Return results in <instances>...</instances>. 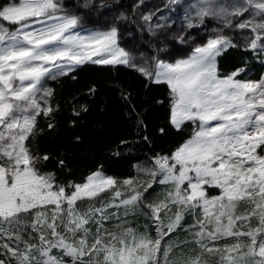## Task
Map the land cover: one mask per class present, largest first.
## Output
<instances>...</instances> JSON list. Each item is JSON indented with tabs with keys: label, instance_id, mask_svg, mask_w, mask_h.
Listing matches in <instances>:
<instances>
[{
	"label": "snow or ice",
	"instance_id": "6c2138e0",
	"mask_svg": "<svg viewBox=\"0 0 264 264\" xmlns=\"http://www.w3.org/2000/svg\"><path fill=\"white\" fill-rule=\"evenodd\" d=\"M172 5L183 9L178 43L192 39L187 30L206 20L218 26L185 58L169 62L157 55L138 64L120 46L117 27L76 31L81 18L61 0L0 4V264H211L206 257L217 256L215 264H264V75L241 80L245 69L238 68L222 77L217 65L226 50L241 47L225 30L240 34L244 51L264 56V0H167L165 7ZM90 6L107 7L102 0L80 5ZM154 15L140 17L151 35L171 27L153 25ZM88 61L126 65L166 84L171 125H193L171 155L157 154L138 167L149 180L119 182L98 170L65 185L37 167L49 157L33 155L28 141L37 117L53 111L44 82ZM157 183L165 191L148 201L145 193ZM104 192L110 196L101 198ZM241 203L247 207L238 214ZM138 214L147 220L143 231L128 219ZM186 215L192 224H183ZM178 230L191 240L172 244ZM221 240L234 243L221 246ZM189 244L196 247L185 254L181 246ZM174 248L181 255L170 259Z\"/></svg>",
	"mask_w": 264,
	"mask_h": 264
},
{
	"label": "trees",
	"instance_id": "16d2710c",
	"mask_svg": "<svg viewBox=\"0 0 264 264\" xmlns=\"http://www.w3.org/2000/svg\"><path fill=\"white\" fill-rule=\"evenodd\" d=\"M131 1L119 0L118 6L130 8ZM73 2L66 1L77 3ZM142 6L140 1L131 9L129 26L145 46L137 22ZM96 16L98 19L99 14ZM89 20H94V15ZM217 65L221 76L238 68L245 69L238 79L257 80L264 75V56L244 51L242 45L226 50L218 57ZM48 85L52 91L48 103L53 111L48 117H37L35 135L28 146L33 155L49 157L37 167L42 173H54L58 184L83 183L98 170L119 182L137 179L141 176L136 168L138 164L150 161L157 154L171 155L192 134L190 122L179 130L171 125L167 85L153 83L126 65L85 62L67 75L49 79ZM49 123L53 127L49 128ZM158 186L154 184L145 193L148 201L157 198ZM215 193H218L216 189H209V194ZM109 194L104 192L101 198ZM128 219L131 226L144 230L147 220L143 215ZM186 220L191 222L193 218L186 215ZM150 234L155 237L154 229Z\"/></svg>",
	"mask_w": 264,
	"mask_h": 264
},
{
	"label": "rangeland",
	"instance_id": "374dc122",
	"mask_svg": "<svg viewBox=\"0 0 264 264\" xmlns=\"http://www.w3.org/2000/svg\"><path fill=\"white\" fill-rule=\"evenodd\" d=\"M4 1L5 2H2L1 4L9 2V0H4ZM66 1H69V0H61L65 8L70 13H74L81 18L80 27L77 28L76 31H81V32L83 31H106L113 26L117 27L119 29L120 46L125 48L128 51H131L133 55L136 57V63L138 64L143 63L144 58H150L152 56H157V55L161 59H164L169 62H174L177 59L185 58L192 52V49L197 44H202L205 41L207 32H210L212 29L218 26L216 21L209 19L205 23L204 26L200 28H196V29L187 30L185 34L191 36L192 39H188L185 43H178L175 37L180 35L182 32H184V30L181 27L182 20H183V9L176 5H172L170 8H166L165 5L167 4V0H132L129 3L130 8H127L126 6L125 7L118 6L119 0H102V2L105 5H107V7L103 9H99L95 6H90L89 8H86V9L82 8L80 7V5L84 3V0H71V1L77 2L76 4L74 2H73L74 4H67ZM138 1L143 2V6L139 9L137 13V19H138L137 22H138V29L143 34V39L145 40L144 41L145 46L141 45L138 36L135 35L134 31L130 29V26H129L131 23V18H130V13L132 11L131 9L133 8L134 5L139 3ZM192 2H194V0H181L182 5L187 4V3H192ZM100 3H101V0H93V5H99ZM172 9H175V10L173 11ZM148 13H155L151 21L153 25L157 23H161V24L166 23V24H171V27L159 29L156 31L155 35H151L148 32V25L144 21H142L140 18L141 15L148 14ZM98 14H99V17L97 19L96 15ZM93 15H94V20H89V17ZM160 16H165L168 19L159 20ZM173 21H175V23H173ZM225 34L231 35L235 43H239L240 45L243 44L240 34L238 32H231L229 30H225ZM127 36L129 38L121 42V40L125 39ZM150 49H152L154 52H151ZM158 49H164V50L157 51ZM93 50L94 49H89V51H93ZM92 59H97V57L93 56ZM249 73L250 72H247V75H249ZM48 80L44 82V87L50 89L48 85ZM241 80L256 81L255 79H241ZM148 163H150V161L138 164L136 167L137 171H138V167H143ZM140 175L141 176L137 177V183H141V182H144L150 179V177H148L144 173H140ZM105 176H108V175H105ZM126 179H129V178H126ZM158 187L159 188L156 192L157 198L155 200H158L159 198H161L165 191V186L159 185ZM209 195H218V193L209 194ZM98 204L99 203H97V205ZM246 207H247V204L241 203L240 205H238L237 213L238 214L242 213ZM111 211H115V209H112ZM122 212L123 210L121 209V213ZM114 223L115 221L109 223L108 227L111 228L112 224ZM192 223H193V220L191 222H189V220H186V222L183 221L184 225H190ZM251 223H252V226L256 225L255 220H253ZM154 233H155V229H154ZM191 238L192 237L190 236L189 233L184 232L183 230H178L176 233H174V235H172L171 243L176 244L180 241L191 240ZM217 243L218 245L222 246L226 243H234V241L221 240V241H218ZM181 247L183 248V252L185 254H188L189 249L195 248L196 246L189 244V245H182ZM180 255H181L180 249L174 248L173 252L170 254V259L177 258ZM2 258L3 257H0V259ZM206 258L211 262V264H215V261L216 259H218V256L217 257H206Z\"/></svg>",
	"mask_w": 264,
	"mask_h": 264
}]
</instances>
